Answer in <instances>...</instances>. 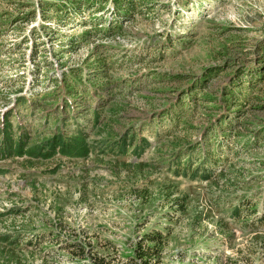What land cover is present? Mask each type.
<instances>
[{
  "label": "rangeland",
  "instance_id": "rangeland-1",
  "mask_svg": "<svg viewBox=\"0 0 264 264\" xmlns=\"http://www.w3.org/2000/svg\"><path fill=\"white\" fill-rule=\"evenodd\" d=\"M40 1L0 0V127L10 112L33 139L58 123L91 142L111 117L116 134L133 127L152 145L139 172L126 166L130 154L0 158V264H131L143 242L159 247V264H264V80L245 105L224 97L237 75L264 64V0H134L104 37L91 23L44 21ZM110 12L85 18L110 21ZM72 68L81 75L68 92ZM181 99L194 107L170 124L166 110ZM218 117L233 122L224 131L235 140L221 135ZM158 136L165 153L174 138H221L211 177L167 170ZM154 232L162 244L146 240Z\"/></svg>",
  "mask_w": 264,
  "mask_h": 264
},
{
  "label": "trees",
  "instance_id": "trees-1",
  "mask_svg": "<svg viewBox=\"0 0 264 264\" xmlns=\"http://www.w3.org/2000/svg\"><path fill=\"white\" fill-rule=\"evenodd\" d=\"M133 2L134 0H41L39 2V8L42 12L43 20L46 22L57 21L63 26L74 25L78 21H80V24L83 25L91 23L94 31L97 32L99 36L101 35L104 37L105 35H111L114 33L115 28H118V18L116 17L119 15L126 16L129 11H132L134 7ZM108 3H110V5H108ZM106 10H111L110 13L113 14L110 21L104 19L103 22L98 23V21L101 20V16H98L97 18H85V16L89 13L96 14L100 12L101 14ZM30 20H32V18H30ZM105 22L107 23L106 26L104 25ZM97 23L101 24L100 27L103 28L98 27ZM89 34L90 31L85 30L78 38L73 40L74 42H81L86 39ZM68 41L72 40L70 39ZM104 64V60L97 61V67L95 68L96 70H94V75L96 77L104 71ZM71 71L72 74L69 75V79L64 81L66 82V90L68 92H73L75 90L78 79L80 80L81 75L78 68H72ZM63 74V79H65V73L63 72ZM236 77L237 78L234 79V82H232V88H228L224 96L226 97V104L228 106L231 104L232 107L245 105L248 101H254L257 99L256 96H252V92L255 88H258L256 85L264 80V64L255 72L250 74V77H245L243 75H237ZM87 79L91 80L90 78ZM91 82L93 83V81ZM93 85H96L95 88H99L100 90L107 86L106 84L99 85L97 83H93ZM195 87L196 86L194 85V88ZM86 94L88 97H93L91 94ZM187 97L189 98L190 96ZM188 101L189 99H181L176 102L175 105L170 106V109L166 110L165 116H169L170 124L172 123L173 125H177L181 115H183L188 108L194 107V105ZM24 103H26V101ZM65 103L66 108L70 109L69 103ZM91 112L93 128L100 123L101 109L94 106L91 109ZM9 115L10 112L9 114L3 116L2 126L0 127V158L22 156L25 154L33 157L48 158L54 156L56 153H59L66 155L69 158L86 159L95 151L102 154L111 153L113 156L119 154H130L134 157V161L128 162L126 166L134 167V169L139 172L142 171L145 163L138 159L141 158L145 151L152 145L146 136H141L136 133L135 130H133V127H129L122 133L116 134L109 128L110 121L113 120L111 117V120H108V123H103L105 124V127L101 128L98 132L104 133V136L88 142V140H86V133L83 132V130L75 128L70 134H66L61 127L59 128V125L56 122L55 130L52 131L51 134L45 137L41 135V137L33 139L32 136L29 135V130L25 128L24 124L17 121L15 126H13L11 120L8 118ZM73 118L75 119V117ZM216 121H218L217 123L222 129V136H231L234 140L236 139V136L230 135L228 134L229 132L224 131L231 129L233 122H226L225 117H218ZM169 132L170 130L168 133ZM158 135H160V132ZM158 137L159 139L153 146L154 148H157V155L160 157L159 161H163L162 164H165L166 169L175 175L189 174L192 176L210 178L214 171V165L220 161V157L218 155L221 151V138L215 140L217 141L215 142L207 140L206 136V140H203L200 143H188V145L182 143V145H179L181 139L179 140L174 138L167 145L172 147V149H169V152L165 153L161 150L162 146L160 144H156L161 141V136ZM240 139L241 138H238V140ZM169 194L170 193L167 195ZM238 210V207L235 208V213L233 214L238 215ZM148 236L149 237L146 238L148 241L159 240L158 244H162L163 242L161 233L154 232ZM11 241L12 240H9L10 243ZM1 251H3L4 254L2 256L6 257V259H10V257L14 258L11 250L6 249ZM134 251V257H130L129 260L131 264H159L160 249L154 244L151 246L143 242L142 244L136 246ZM95 262L97 264H105L102 259H98L97 261L95 260Z\"/></svg>",
  "mask_w": 264,
  "mask_h": 264
}]
</instances>
